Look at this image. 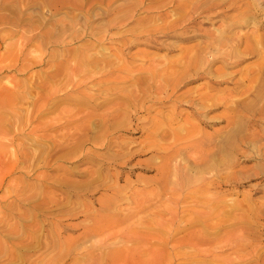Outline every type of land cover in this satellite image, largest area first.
<instances>
[{"label": "rangeland", "instance_id": "rangeland-1", "mask_svg": "<svg viewBox=\"0 0 264 264\" xmlns=\"http://www.w3.org/2000/svg\"><path fill=\"white\" fill-rule=\"evenodd\" d=\"M194 51L199 72L184 71L182 56ZM150 71L190 76L176 93L211 85L219 98L205 104L199 127L209 148H225L215 162L187 163L185 139L166 126L171 88L157 94ZM263 76L264 0H0V264H106L122 241H104L95 220L127 228L167 201L162 189L175 181L185 196L226 174L233 180L196 197L228 201L222 232L247 227L238 263L264 264ZM186 100L179 109L190 112ZM182 120L172 128L184 134ZM199 206L187 216L180 203L176 224ZM224 251L215 253L234 256Z\"/></svg>", "mask_w": 264, "mask_h": 264}, {"label": "bare ground", "instance_id": "bare-ground-1", "mask_svg": "<svg viewBox=\"0 0 264 264\" xmlns=\"http://www.w3.org/2000/svg\"><path fill=\"white\" fill-rule=\"evenodd\" d=\"M217 40H219V42L217 41V43H221V38L217 39ZM207 45H208V43H207ZM199 47H198L199 51H203L201 49L202 46L200 45ZM205 47H206V45H205ZM223 47H225V46L223 45ZM196 48L197 47L195 46L194 47L195 51H196ZM198 48H197V50H198ZM186 50L188 52V49H186ZM206 50H207V48H206ZM189 52H190V50H189ZM185 54H184V56H185L184 59H183V56H182V59L180 57V59L182 61H184L183 63H182V61L180 62V63H182L181 68L184 71L188 70V69H194L195 66H197L198 63L201 62L198 59L200 54L198 55V53L196 54V52H195L194 54H196L198 56L192 55V56H189L187 58H186V56H188V55L187 54L185 55ZM203 60H205V59H203ZM174 65H176V64H174ZM200 65H201V63H200ZM166 66L172 67L173 64H169ZM197 67L195 68L196 71H198ZM204 67H205V65H204ZM147 69H149V68H147ZM177 69H178V67H177ZM151 70H153V69H151ZM174 70H171L170 74L173 73ZM164 71H165V68H164ZM216 71H218V70H216ZM153 72H156V71H153ZM158 72H157L158 76H153L151 74H154V73H152L150 71L151 80L156 82V83L154 82V85H155V88L156 87L158 88V90H156L157 91L156 93L159 94V93L166 92V90L164 89L165 88L164 86H166V87L169 86L171 88L169 90L170 92L165 93L166 97H165V95L163 96L166 98V100L168 102L171 103L169 105L171 109L168 112L169 115L167 116V120H165V119H163V120L166 121V126H168L167 128L172 132L171 134L174 136V138L178 137L176 139V141L178 140L179 142H181L185 139L184 142L182 143L181 148H183L185 150V152L187 153L186 154L187 155L186 159H188V160H186L187 163H189V164L191 163V165H193V166L194 165H196V166L202 165L203 166V164H205V165L208 163L210 164L211 161L215 162L214 158L215 157H218V158L221 157L222 153H224V151H225V148H223V145L220 143H218L216 145L213 144V146L215 145L213 150L211 148H209V145H210L209 138L207 136H205L204 134H201L202 132H201L200 127H199V124H201V122H203L201 119V116H202V118L205 117L201 114V111L203 109H205V107H206L205 104L208 102V100H210L212 102L213 101L212 99H214V97H215L214 93L211 94V95L214 94L213 98H212V96H210V93H208V91L211 90V88H212L211 85H209V83H208V85L205 84V86H203L202 88L200 87L199 89H197L193 92L186 91L184 93H176L175 88H176V85H178L177 83H179V82L182 83V81L184 79L189 78L190 76H177V74H176V76H174L175 73L173 74V76H164L163 72L160 73V74H163V76H161ZM165 72H168V71H165ZM157 74H155V75H157ZM196 78H197V76H196ZM253 79H255V78H253ZM161 86L164 87L163 89L165 91L162 90ZM257 89L259 90V87ZM257 89H256V93L258 91ZM260 89H261V87H260ZM212 92H213V90H212ZM258 93H259V91H258ZM136 94H137V92H136ZM157 94H156V98L158 96ZM142 95H143V93H142ZM210 97H211V99H210ZM221 97H220V99L222 100ZM138 98H140V97H138ZM158 98H159V96H158ZM165 98H164V100H165ZM215 98H219V97H215ZM185 99H187L185 103H188L189 106L192 107L190 112L184 111L183 109H179L180 103L183 102ZM220 99H219V101H220ZM130 100H128V101H130ZM159 100H160V98H159ZM162 100H163V98H162ZM215 101L216 100H214L212 103H214ZM211 102H210V104H211ZM133 103H135V102H133ZM161 103H162V101H161ZM135 105H136V103H135ZM242 106H246L245 108L248 110L247 105H242ZM248 107L250 108V106H248ZM177 109H179V110H177ZM263 109H264V107H263ZM237 112H238V110H237ZM263 112H262V114H263ZM192 117H194L195 119H193V120H196V121L192 122ZM159 118H158V120H160ZM165 118H166V116H165ZM262 119H264V118H262ZM180 120H182L183 124L186 125L185 126L186 128L184 127L185 128L184 134L179 133L180 131L183 130L182 127H181L182 130L176 129V130H179V132H177L174 128H172L173 123L180 121ZM156 121H155V125L154 126L152 125L153 127L150 130L151 132H155L156 130L160 129V127H159L160 125H158V124L162 123V121H159V122H156ZM250 122H251V120H250ZM259 124H260V122H259ZM158 127H159V129H158ZM263 130H261V131H263ZM173 131H176V132H173ZM194 133H195V135L200 134V137L199 136L193 137ZM153 135H154V133H153ZM156 136H157V133H156ZM261 136L262 137L259 136V138H261V140H262L264 137H263V135H261ZM190 138H192V139H190ZM179 139H183V140L180 141ZM258 142H260V141H258ZM157 145L158 144L154 143L153 148L155 146L157 147ZM163 146L161 145V147H159V146L158 147L160 150H162V149L164 150L166 148L172 149L175 147V149L172 151L173 152L176 151V145H173L170 147L169 146L163 147ZM214 152H215V155L213 154ZM262 154L264 156V152ZM157 171H159V170H157ZM167 172H165L164 170H161V173L159 172L160 173L159 176H161L162 181L166 180L165 185H169L168 184L169 183V174L166 175ZM177 172H174L175 176L181 174V176L184 177V174L182 172H180L179 174ZM220 172H222V170ZM233 176L234 175H231V174L227 175L226 174V176H224V177H218L217 179L209 180L208 182L206 181L203 184H199L197 186L195 185L194 187H191L190 189H188V191L186 192L187 194L185 196L179 194L178 188H175V186H179V183L181 181H178V182L175 181L174 185H173L174 187H171V188L165 187L162 189L163 193H167V191H169V194H171V195H169L167 193L169 195V197H167V201L165 200L164 203H160V204L157 203L158 205L154 206L153 211L149 212L150 210H147L149 212V214H148L146 219H144L143 221H139L138 224H129V226L127 228H125V226H127V225H121V224L114 225L108 219H104V218L102 219L101 218V219L95 220L94 225H93V232H95L96 234H103L104 241L109 240L111 238H118L122 241L121 245H118L117 247L112 248L110 254L103 256L105 258L104 259L105 263L106 264H236V263L239 264L238 262H240V261L242 262V260L244 261L245 260L244 257L247 256V252L249 251V248H248V250L246 252V256L243 254L245 252V251H243L245 238H243L244 236H242L241 233H243L242 231L245 228H243V226H239V228H232L230 230H226V231L222 232V230L227 225L226 220L223 219L224 215H226L223 207L228 201L226 202V200L223 201L224 199L223 200L217 199L216 197L215 198H208V199H197L199 197H196L198 194H205L207 192V189L209 186H214L217 183L215 181L230 182L231 180H233L232 179ZM152 190H154V188ZM148 191L151 193L150 190H148ZM148 191H146L147 196L149 193ZM155 193H157V192H155ZM153 194H154V192H153ZM114 195H116V194H113V196ZM111 197H109L108 200H111ZM223 197H224V195H223ZM134 199L133 200H134L136 207L138 205H140L141 202L144 201V200L142 201V200H139L136 198H134ZM187 199H190V200L187 201ZM234 202H233V205L235 204ZM180 203L183 204V207H184V208H182L181 212L183 214H181V215L189 216V213L186 212L188 207L196 206L198 204L200 205L199 207L203 208V210L196 211L195 213L192 211V213L197 215V216H195L196 218H194V219L188 218V219H185L184 221L181 220L180 223L176 224V222L179 220V218H177V216H179L180 213L177 214V212H179L178 211L179 210L178 205ZM247 204H249V203H247ZM145 205H146V203H145ZM237 205L241 206L242 204L240 205L238 202V203H236V206ZM101 206H102V204L100 205V207ZM231 206L232 205L230 204L229 209H231ZM148 207H146V208H148ZM150 208H153V207H150ZM140 209L141 210L143 209V211L145 210L143 207ZM140 209L135 210V213H137ZM236 210H238V209H236ZM226 211H227V209H226ZM263 211L264 210H262L261 212H263ZM132 215L133 214L128 213L126 215V218H124V219H127V218L131 219ZM225 218H226V216H225ZM235 225H236V223H235ZM229 226L230 225H228L227 227H229ZM246 226H244V227H246ZM246 229H247V227H246ZM212 230H215V234H214V232H212ZM210 235H213L215 237L214 238L210 237ZM184 248H186V249L191 248L192 251H190L191 249L189 251H187ZM214 248H217V251ZM246 249H247V247H246ZM246 249H244V250H246ZM224 250H231L229 255L231 254V256H232V254H233L234 256L232 258H229V257H226L228 255H225V253H224L225 256H223V257L220 254H217L218 252H226ZM215 252H217V253H215ZM242 258H244V259H242ZM242 264H244V262ZM247 264H248V262H247Z\"/></svg>", "mask_w": 264, "mask_h": 264}]
</instances>
